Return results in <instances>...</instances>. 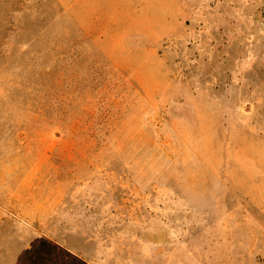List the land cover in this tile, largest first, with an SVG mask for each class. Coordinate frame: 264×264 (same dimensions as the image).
I'll return each mask as SVG.
<instances>
[{"label":"rangeland","instance_id":"374dc122","mask_svg":"<svg viewBox=\"0 0 264 264\" xmlns=\"http://www.w3.org/2000/svg\"><path fill=\"white\" fill-rule=\"evenodd\" d=\"M0 264H264V0H0Z\"/></svg>","mask_w":264,"mask_h":264}]
</instances>
